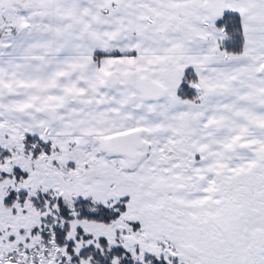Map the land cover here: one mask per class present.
<instances>
[{
    "label": "snow or ice",
    "instance_id": "obj_1",
    "mask_svg": "<svg viewBox=\"0 0 264 264\" xmlns=\"http://www.w3.org/2000/svg\"><path fill=\"white\" fill-rule=\"evenodd\" d=\"M0 264H264V0H0Z\"/></svg>",
    "mask_w": 264,
    "mask_h": 264
}]
</instances>
